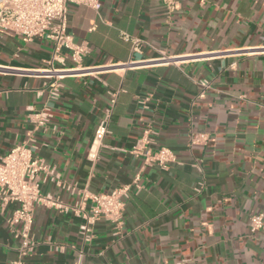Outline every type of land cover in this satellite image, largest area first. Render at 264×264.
I'll list each match as a JSON object with an SVG mask.
<instances>
[{
	"label": "crops",
	"instance_id": "crops-1",
	"mask_svg": "<svg viewBox=\"0 0 264 264\" xmlns=\"http://www.w3.org/2000/svg\"><path fill=\"white\" fill-rule=\"evenodd\" d=\"M68 30L93 73L66 76L49 102V127L34 131L35 154L63 183L41 191L72 207L84 191L110 192L137 174L141 188L126 199L122 228L101 219L89 240L81 215L37 205V246L23 264H264V227L249 226L264 211V0H176L173 10L165 0H102L99 11L71 5ZM123 33L141 40L139 51ZM52 54L42 38H0V162L28 140L31 115L47 103L39 92L47 80L34 72ZM64 55L55 68L74 66ZM110 64L123 66L101 70ZM115 91L110 133L92 163L87 153ZM146 123L177 155L167 170L129 152ZM191 130L209 141L189 146ZM16 206L0 209V264L18 255L6 223Z\"/></svg>",
	"mask_w": 264,
	"mask_h": 264
},
{
	"label": "built area",
	"instance_id": "built-area-1",
	"mask_svg": "<svg viewBox=\"0 0 264 264\" xmlns=\"http://www.w3.org/2000/svg\"><path fill=\"white\" fill-rule=\"evenodd\" d=\"M170 10H173L176 0H165ZM71 5L86 6L96 11L102 7V0H0V38L14 33L21 35L26 41L42 38L53 45V54L48 61L49 68L34 72L36 77L46 79L41 94L47 95V103L35 111L31 116L34 129L30 131L27 141L13 146L0 162V209L3 211L10 203L17 206L7 217L6 223L20 240L17 248V258L11 264H23L25 257L30 255L37 246V240L32 232L34 211L37 205L59 208L67 212L81 215L84 224L81 233L89 240L94 226L101 219L109 221L117 229L124 224L126 199L134 186L140 189L141 175L137 174L132 184L117 187L110 192L91 193L84 191L79 201L69 207L61 201L54 199L50 194L41 191L42 184L48 181L62 184L61 174L55 167L47 164L35 154L36 138L34 131L49 127L52 119L50 101L60 99L64 88L63 80L68 75H84L93 73L91 67H81L83 57L88 52L84 46L77 45L68 30V12ZM123 38L132 43L134 51H139L141 40L127 33ZM67 51L74 66L70 68H55V62H65ZM122 64H110L101 68L103 71H113ZM202 87L198 97L204 98L205 90L209 87L207 80L199 81ZM120 91L111 93L109 105L98 123L94 138L87 153L90 162L95 163L104 146V139L110 133L109 124L114 113L117 96ZM150 97L139 100L146 105ZM156 131L150 123L143 127L141 136L129 151L135 158L143 160L144 166H157L167 170L172 164L178 163L174 150L165 145H158L155 139ZM209 141L206 132H190L188 145H205ZM91 201L89 210L87 202ZM250 230L252 233L264 227V211L250 217ZM81 264V261L78 262Z\"/></svg>",
	"mask_w": 264,
	"mask_h": 264
}]
</instances>
